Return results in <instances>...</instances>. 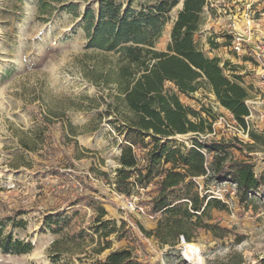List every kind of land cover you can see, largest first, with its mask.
Masks as SVG:
<instances>
[{
  "label": "rangeland",
  "instance_id": "374dc122",
  "mask_svg": "<svg viewBox=\"0 0 264 264\" xmlns=\"http://www.w3.org/2000/svg\"><path fill=\"white\" fill-rule=\"evenodd\" d=\"M114 1L126 9L129 0ZM37 2L0 0V224H5L4 234L32 245L30 252L21 255L0 251V264L103 262L108 252L93 255L89 238L79 243V249H72L59 259L50 251L52 243L64 235L79 231L92 235L93 211L70 205L79 195L102 204L107 213L105 220L117 227L124 222L125 231L129 230L130 236L142 244L152 264H235L236 256H242L243 264H257L264 258V192L253 194V203L245 209L237 203L234 186L204 183L202 179L196 180L199 192L222 200L228 207L227 211H212V219L230 231L225 238L214 239L201 231L190 243L198 252L187 257L183 242L172 251L160 249L155 241L142 237L137 226L153 230L155 222L138 204L136 194L119 195L111 185L124 138L114 125L116 116L107 113L116 92L113 87L90 82L93 68L110 66L105 55L85 50L87 37L81 15L87 7L97 8L98 0H71L77 6L73 11L53 5L45 15L38 14ZM250 2L209 0L204 10L205 29L201 28L195 36L208 58L218 55L219 60L228 61L237 67L235 74L244 80L260 76V70L254 71L253 66L264 63V57L257 51L264 37L252 41L238 33V13L245 15L247 21L253 20L248 26L245 23V32L252 33L257 25L259 32L264 33V0H252L248 8ZM132 7L137 8L136 2ZM180 10L181 3L170 12V21L156 43V50H166ZM238 36L245 40L241 43L245 53L239 57L233 49ZM208 40L221 46L211 50ZM244 57L249 59V65L242 62ZM247 83L250 89L252 83ZM165 88L173 90L171 84ZM177 95L190 120L211 123L214 134L175 136L171 138V147L190 148L195 137L201 141L237 139L230 114L222 110L214 96L202 90L190 96ZM255 107L249 105L252 118L248 123L251 129L264 134ZM203 109L211 116L203 113ZM220 120L223 123L219 124ZM22 141L33 150H24ZM256 151L251 158L259 176L264 172V145H259ZM233 155L242 158L238 151H233ZM142 157L138 152V158ZM96 171L105 172L108 177ZM144 194L145 191H139L140 197ZM51 219H65L67 225L62 224V230L53 233L46 225ZM107 241L112 250L134 244L116 234ZM133 246L142 256L138 246Z\"/></svg>",
  "mask_w": 264,
  "mask_h": 264
},
{
  "label": "trees",
  "instance_id": "16d2710c",
  "mask_svg": "<svg viewBox=\"0 0 264 264\" xmlns=\"http://www.w3.org/2000/svg\"><path fill=\"white\" fill-rule=\"evenodd\" d=\"M70 1L38 0V14H47L53 5L73 11L77 6ZM135 2L136 9L132 7ZM180 3L170 42L165 51H158L155 46L170 21L169 14ZM208 6L209 0H129L123 9V4L114 0H98L97 8L87 7L81 15L87 37L85 50L110 60L108 69L104 64L93 68L90 82L114 88L116 94L108 104L107 113L116 116L114 125L124 136L111 185L119 195L139 197L138 204L155 222V228L145 230L137 226L138 230L160 249L174 251L182 241L191 243L201 231L218 240L230 233L212 219V211H227V205L211 195H202L197 179L234 186L237 203L245 209L253 203V194L264 192V172L255 174L251 158L257 147L264 145L261 132L249 128L248 143L237 139L201 141L195 137L190 148L170 146L175 136L213 133L211 123L190 120L177 94L190 96L200 90L211 94L240 128H247L246 101L250 93L235 74L237 67L216 57L208 58L195 41ZM208 45L214 50L221 46L212 40H208ZM243 61L249 59L244 57ZM166 84H171L173 90L166 89ZM202 111L211 116L207 110ZM20 145L26 151L33 150L23 141ZM233 151H238L242 158H235ZM96 173L108 177L105 172ZM147 188L150 191L146 192ZM141 190L145 191L144 197L139 196ZM70 205L93 211L92 235L79 231L54 241L50 251L55 258L79 249V243L89 238L93 255L108 252L103 262L95 260L93 264H152L142 244L130 236L129 230L125 231L124 222L117 227L104 219L107 213L102 204L87 195H79ZM62 224L67 225L65 219H51L46 225L53 233H59ZM4 229L5 224H0L1 253L21 255L31 251L30 243L4 234ZM113 234L134 244L112 250L107 238ZM133 245L138 246L142 256ZM235 264H243L242 256H236ZM257 264H264V258Z\"/></svg>",
  "mask_w": 264,
  "mask_h": 264
},
{
  "label": "built area",
  "instance_id": "2783aa9c",
  "mask_svg": "<svg viewBox=\"0 0 264 264\" xmlns=\"http://www.w3.org/2000/svg\"><path fill=\"white\" fill-rule=\"evenodd\" d=\"M250 4L247 6L248 8L252 5V0H250ZM253 22L252 19H249L247 22H246V25H250V23ZM245 40L242 39V37H239L236 39V42L234 43V50L235 52L238 54V56H240V53H245V50L242 48L241 46V43L244 42ZM257 51H259L261 53V56L264 57V43H261L260 46L257 47ZM255 55L258 56V54L255 53ZM260 76H257L255 78V82L252 85V87L249 89V93H251V95L254 97V99L256 98L257 101L261 104V105H264V63H262L260 65ZM244 87L247 88V86H245L243 84ZM251 104H255L253 101H251L250 99L248 101H246V105L249 109V116L245 119L246 121V124H247V128L244 130L242 128H240L231 118L230 120V123H231V126L233 127V129L236 131V135H235V138L239 139V140H242V139H248V130L250 128L249 126V119H251L252 117V113H251V109L249 108V105ZM259 118L261 120L264 119V112L263 113H259ZM223 123L222 120L219 121V124ZM225 123V122H224ZM228 128L230 126H227ZM214 133H212L213 135ZM148 189V188H147ZM140 211H143V209L140 208Z\"/></svg>",
  "mask_w": 264,
  "mask_h": 264
},
{
  "label": "crops",
  "instance_id": "0c3cea01",
  "mask_svg": "<svg viewBox=\"0 0 264 264\" xmlns=\"http://www.w3.org/2000/svg\"><path fill=\"white\" fill-rule=\"evenodd\" d=\"M248 1H250V0H245V3H247ZM206 9V8H205ZM204 9V10H205ZM247 22V20H246V18H245V15H241V13H238V33H240V35L244 38V39H249V40H252V41H255V40H258L259 38H261V37H264V33L263 32H259V29H258V27H257V25H255L256 26V30H254L252 33H249V32H245L244 30L246 29V26H245V23ZM204 24H205V21H204ZM203 24V26H202V28H204L205 29V25ZM211 50H214V49H211ZM216 58H219V56L217 55V56H215ZM239 57V56H238ZM242 60V62L244 63V65H246V64H248V61H243V58L241 59ZM222 62H224V60L222 61ZM249 65V64H248ZM248 68H250L251 66H247ZM253 70L254 71H259L260 70V66H258V65H256V66H253ZM255 78L256 77H254V79H252V78H250V77H246V80H244L243 78H241V80H242V83L245 85V86H247V87H250V85L247 83V81H249V83H254L255 82ZM249 85V86H248ZM211 98H213L212 96H211ZM215 99V98H214ZM250 100L251 101H253L254 103H255V105H256V107H255V111H256V113H257V117H258V119H260L259 118V113H263L264 112V106H262L258 101H257V99L255 98L254 99V97L251 95V93H250ZM222 110H224L223 108H222ZM225 112H227L226 110H224ZM228 113V112H227ZM252 118V117H251ZM260 125H264V121H262L261 119H260Z\"/></svg>",
  "mask_w": 264,
  "mask_h": 264
},
{
  "label": "bare ground",
  "instance_id": "6f19581e",
  "mask_svg": "<svg viewBox=\"0 0 264 264\" xmlns=\"http://www.w3.org/2000/svg\"><path fill=\"white\" fill-rule=\"evenodd\" d=\"M183 248H184V255L187 257L194 256V254L198 252V248L190 243L183 242Z\"/></svg>",
  "mask_w": 264,
  "mask_h": 264
},
{
  "label": "water",
  "instance_id": "95a60500",
  "mask_svg": "<svg viewBox=\"0 0 264 264\" xmlns=\"http://www.w3.org/2000/svg\"><path fill=\"white\" fill-rule=\"evenodd\" d=\"M182 242H184V241H182Z\"/></svg>",
  "mask_w": 264,
  "mask_h": 264
}]
</instances>
